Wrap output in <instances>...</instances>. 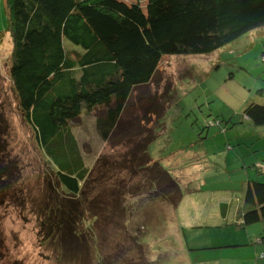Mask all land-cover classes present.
I'll return each mask as SVG.
<instances>
[{"label":"rangeland","instance_id":"1","mask_svg":"<svg viewBox=\"0 0 264 264\" xmlns=\"http://www.w3.org/2000/svg\"><path fill=\"white\" fill-rule=\"evenodd\" d=\"M4 27L0 2V31ZM11 49L5 35L0 44V153L16 167L4 197L0 194V264H70L76 252L84 256L88 249L82 252L77 242L63 238L57 244L45 241L39 227L47 195L58 192L64 202L70 196L63 197L18 109L8 77ZM170 91L171 98L166 97ZM251 100L264 103V26L209 54L164 57L153 80L134 90L119 119L121 128L110 131L107 140L93 119L81 120L87 126L82 136L88 137L81 144L91 155L82 153L85 181L74 202L89 219L84 237L90 240L95 233L100 239L104 261L96 256V264H264L263 251L255 250L261 245L251 238L264 230V223L232 224L248 172L255 177L256 167L264 165V127L242 116ZM154 105L170 107L166 129L157 134L149 154L180 187L178 201L174 194L171 202L134 193L154 174V168L139 169L133 160L141 155L135 154L136 144L158 126L155 114L146 116ZM146 117L152 122L147 124ZM219 202L227 204L225 217ZM66 247L74 252L69 249L63 261L59 256Z\"/></svg>","mask_w":264,"mask_h":264},{"label":"trees","instance_id":"2","mask_svg":"<svg viewBox=\"0 0 264 264\" xmlns=\"http://www.w3.org/2000/svg\"><path fill=\"white\" fill-rule=\"evenodd\" d=\"M1 6L5 27L0 44L7 35L12 45L8 77L18 109L50 163L63 197L70 196L64 202L58 192L48 194L39 227L45 241L57 244L63 238L77 242L82 252L88 249L86 255L76 252L68 259L70 248L66 247L61 260L96 264L100 239L95 233L90 240L84 237L89 219L74 202L85 181L82 153L86 158L91 155L81 144V131L87 128L81 120L93 119L107 140L120 127L119 119L134 90L153 80L164 57L209 54L263 27L264 0H1ZM256 102L246 103L242 116L251 125L264 127V103ZM174 104L179 111L181 103ZM168 108L154 105L146 110V116L155 114L153 123L158 126L148 129L136 144L135 154L143 158L133 155V160L139 169L154 168V174L145 188L134 193L173 202L174 195L177 201L181 196L180 187L149 154L157 134L166 129ZM146 121L152 122L147 117ZM0 125L2 132L4 125ZM2 143L0 137V151ZM1 155L0 194L4 197L16 165ZM257 169V176L243 188L242 207L232 223L238 228L264 223V176H258L264 165ZM166 186L172 189L165 190ZM255 242H264V233ZM100 260L104 261L101 255Z\"/></svg>","mask_w":264,"mask_h":264},{"label":"crops","instance_id":"3","mask_svg":"<svg viewBox=\"0 0 264 264\" xmlns=\"http://www.w3.org/2000/svg\"><path fill=\"white\" fill-rule=\"evenodd\" d=\"M0 2H1V0H0ZM253 176V173H249L248 172V174H247V177H248V179L249 178H253L252 177ZM219 204V207H220V209L221 208H223V211L221 212V210H220V214L222 215V216H224L225 217V215H226V208H227V204L225 203V202H219L218 203ZM224 217H222L223 219H225ZM237 217H238V215L236 216V218L235 219H237ZM261 223V222H260ZM264 233V230L262 231H260V233H258L257 235H255L256 237L254 238V234H252V236H251V238H253V240L254 239H256L257 237H259V236H261L262 234ZM257 243V242H256ZM261 245V247L260 248H256L255 250H256V252H257V250L259 249L261 252L263 251V253H264V242H261V243H257V245ZM263 253H261V255H263V258H264V254Z\"/></svg>","mask_w":264,"mask_h":264}]
</instances>
